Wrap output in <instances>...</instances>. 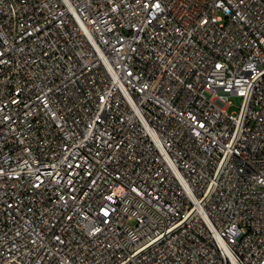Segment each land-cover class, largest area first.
Returning <instances> with one entry per match:
<instances>
[{"label":"built area","instance_id":"1","mask_svg":"<svg viewBox=\"0 0 264 264\" xmlns=\"http://www.w3.org/2000/svg\"><path fill=\"white\" fill-rule=\"evenodd\" d=\"M0 264H264V0H0Z\"/></svg>","mask_w":264,"mask_h":264},{"label":"rangeland","instance_id":"2","mask_svg":"<svg viewBox=\"0 0 264 264\" xmlns=\"http://www.w3.org/2000/svg\"><path fill=\"white\" fill-rule=\"evenodd\" d=\"M229 100L232 103V106L230 107L229 111H237L240 104V100L236 97H230Z\"/></svg>","mask_w":264,"mask_h":264}]
</instances>
